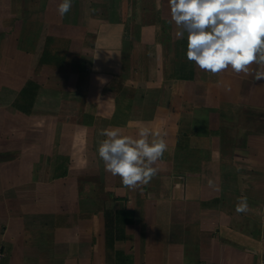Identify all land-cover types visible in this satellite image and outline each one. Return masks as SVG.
I'll return each mask as SVG.
<instances>
[{
	"label": "crops",
	"instance_id": "crops-1",
	"mask_svg": "<svg viewBox=\"0 0 264 264\" xmlns=\"http://www.w3.org/2000/svg\"><path fill=\"white\" fill-rule=\"evenodd\" d=\"M102 3L0 17V264H264V79L189 61L168 0L146 2L149 21ZM64 39V64L39 65ZM141 127L167 150L132 190L98 147L104 129Z\"/></svg>",
	"mask_w": 264,
	"mask_h": 264
},
{
	"label": "clouds",
	"instance_id": "clouds-1",
	"mask_svg": "<svg viewBox=\"0 0 264 264\" xmlns=\"http://www.w3.org/2000/svg\"><path fill=\"white\" fill-rule=\"evenodd\" d=\"M169 23L187 33L186 57L203 71L218 74L229 67L235 73L252 74L254 80L264 79V0H168ZM72 0L58 6L61 17L70 12ZM159 10V4H157ZM257 65L251 70V65ZM106 139L98 147L105 171L119 176L121 183L135 190L147 185L157 174L154 167L167 150L160 133L141 127L139 139L122 135L119 128L104 129ZM154 137L149 141V137ZM209 185L213 181L209 180ZM246 197H239L237 213H246Z\"/></svg>",
	"mask_w": 264,
	"mask_h": 264
},
{
	"label": "rangeland",
	"instance_id": "rangeland-1",
	"mask_svg": "<svg viewBox=\"0 0 264 264\" xmlns=\"http://www.w3.org/2000/svg\"><path fill=\"white\" fill-rule=\"evenodd\" d=\"M0 1L2 2L1 6H0V17L3 18V17H7L8 15H11L17 19L27 18L28 16L33 17L34 15H36V14L38 15L41 12H42L41 14H43V12L48 13L47 9L49 6L59 5L62 2V0H12L13 5H14V10H11V8H12L11 0H0ZM83 1H85V0H72L74 6L79 5V4L82 5ZM102 1H105V6H108V9L106 7L105 8L102 7L103 9H100V10H102V12H104V13L108 12V15L105 16L107 18H112L113 16L115 18H117V16H119V14H121L119 17H122L123 12L125 10H127V12H128L129 9H131V10H135L133 13V14H135V16L137 15V13H139V11L140 12L142 11V17L144 16L143 18H146L145 20L149 21V16H151V13H152L151 9H148L144 13V11L146 10V5H147V8H148V6H150L149 4L146 3L148 0H109V2L111 3L110 6H109V4H106V0H91V2H97V4H103ZM29 2H30L29 8H31V10H30V12L27 10L28 11L27 12L26 6L28 5ZM73 4H72V7H74ZM25 7H26V9H25ZM124 7H127V9H124ZM140 8H141V10H139ZM95 10L96 9H93L94 12H96ZM81 11H82V9L79 10L78 15H77V17H78L77 19L81 18V14H80ZM120 11H121V13H119ZM27 13H29V14L27 15ZM129 16L130 15L128 14V18H129ZM41 17H43V15ZM66 17H67V15H65V18ZM72 17H76V15L75 14L72 15ZM66 38L68 39V37H66ZM65 40L66 39H64L62 42V53H60V54H63L65 52L70 53L72 51V43L71 42L67 43L68 41H65ZM62 59L65 60L66 55L63 54ZM69 71H70V69H69ZM71 72H73V71H71ZM73 77H75V76H73ZM85 77H86V75H85Z\"/></svg>",
	"mask_w": 264,
	"mask_h": 264
},
{
	"label": "trees",
	"instance_id": "trees-1",
	"mask_svg": "<svg viewBox=\"0 0 264 264\" xmlns=\"http://www.w3.org/2000/svg\"><path fill=\"white\" fill-rule=\"evenodd\" d=\"M50 43V38H48ZM48 43L47 46L39 60V65H44V64H50L51 60H55V63H58L59 65L64 64L65 60L62 59V56L59 54L53 55L48 48ZM39 87L32 81H29L25 87V89L21 92V100L19 103L15 104V107L26 114L31 113V108L34 104V100L37 95Z\"/></svg>",
	"mask_w": 264,
	"mask_h": 264
}]
</instances>
